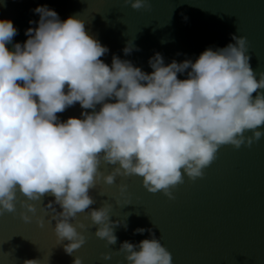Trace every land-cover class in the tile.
I'll return each mask as SVG.
<instances>
[{
  "label": "clouds",
  "instance_id": "obj_1",
  "mask_svg": "<svg viewBox=\"0 0 264 264\" xmlns=\"http://www.w3.org/2000/svg\"><path fill=\"white\" fill-rule=\"evenodd\" d=\"M123 4L136 11L151 8L149 0ZM33 12L39 15L37 27H29L28 39L11 51L6 45L18 31L10 20H0V215L16 211L17 192L26 201L51 195L54 200L44 208L55 221L58 245L68 241L65 254L72 256L86 242L85 225L70 223L85 210L97 229L94 235L108 246L117 242L115 228L127 230L126 221L110 220L108 206L91 208L95 200L89 192L101 179L110 186L117 177H141L148 193L172 200L170 189L183 183L182 173L190 180L202 178L221 146L250 147L264 137V92L259 91L264 72L257 80L246 37L232 35L234 43L206 49L195 62L173 60L165 66L155 53L148 74L115 55L111 66L105 64L100 58L108 48L86 33L80 19L61 21L46 5ZM133 50L139 51L128 42L122 51ZM185 72L187 78L178 79ZM77 103L92 111L60 122L57 114ZM101 161L118 166L104 175ZM126 187L120 186L121 196ZM26 201H19L26 210L20 219L30 223L27 213L34 216L36 208ZM36 223L43 227L41 220ZM145 232L149 239L120 245L128 264H172L151 229L133 234ZM72 264H82L81 259L74 256Z\"/></svg>",
  "mask_w": 264,
  "mask_h": 264
},
{
  "label": "water",
  "instance_id": "obj_2",
  "mask_svg": "<svg viewBox=\"0 0 264 264\" xmlns=\"http://www.w3.org/2000/svg\"><path fill=\"white\" fill-rule=\"evenodd\" d=\"M149 3L150 11H136L125 6L123 0H0V20H10L18 31L6 45L11 51L14 44L23 45L28 39L25 32L29 27H37L39 15L33 10L46 5L61 21L69 17L83 21L86 33L108 48L100 58L105 64L111 66L115 55L148 74L152 72L148 61L155 53L162 55L165 66L173 60L195 62L206 49L215 51L234 43L232 35L244 36L251 69L259 80L264 72V0ZM128 42L139 51L124 55L122 50ZM186 78L187 72L178 74V79ZM99 108L97 105L96 110ZM82 111L92 110H83L77 103L57 116L60 122L82 119ZM117 166L101 161L99 171L107 175ZM182 176L183 183L170 189L172 200L161 192L148 193L141 177H117L110 186L101 179L89 192L95 200L91 208L108 206L110 220L126 221L127 230L115 228L117 242L108 246L94 235L97 229L88 219L89 210L78 213L70 223L85 225L82 234L86 242L72 256L63 250L68 241L58 245L53 232L55 221H51L50 210L44 208L54 197L26 201L17 192L16 211L0 215V264H24L30 259L39 260V264H72L74 256L82 264H128L124 254L118 252L120 245L125 241L139 244L150 238L148 232L134 235L137 228L152 230L171 254L172 264H264V137L250 147L221 146L216 159L203 169L202 178ZM121 185L127 186L123 196ZM22 200L36 208L34 216L27 213L30 223L20 219V213L26 212L20 206ZM126 202L130 204L124 206ZM53 206L61 211L58 205ZM37 219L43 227H37ZM105 253L112 258L102 260Z\"/></svg>",
  "mask_w": 264,
  "mask_h": 264
}]
</instances>
